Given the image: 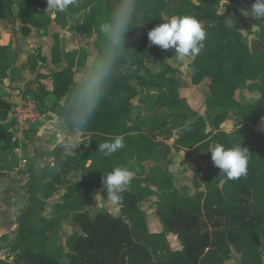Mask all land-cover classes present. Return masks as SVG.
<instances>
[{
  "label": "trees",
  "instance_id": "16d2710c",
  "mask_svg": "<svg viewBox=\"0 0 264 264\" xmlns=\"http://www.w3.org/2000/svg\"><path fill=\"white\" fill-rule=\"evenodd\" d=\"M75 1L69 10L76 9ZM249 2L253 4L255 0H135L137 15L125 34L126 49L116 75L82 131L90 149L75 157L56 145L49 152L50 161L30 174L25 185L26 202L15 216L17 231L12 238L0 236L14 254L13 263L0 260V264H226L232 251L239 255L238 264H263L264 130L257 126L264 122V16L252 19L254 36L247 43L244 29L248 28L237 18V11ZM15 3L23 23L38 25L33 7L50 12L43 0H0V20ZM115 3L116 0H85L83 8L87 11L75 25L86 37H93L96 56L101 47L99 27ZM221 8H225V13L220 12ZM52 14L58 25L66 26L64 11ZM184 14L195 17L206 33L199 54L183 58L191 68L187 71L190 86L209 79L199 104L188 96L174 50L150 45L147 37L162 17ZM22 30L28 34V28ZM54 37L50 61L65 66L51 73L49 93L56 101L49 110L62 117L75 75V56L79 52L81 65L86 51L64 52L58 35ZM0 59H7L6 46L0 45ZM47 60L38 50L29 55L22 69L37 73ZM148 60L158 62L161 68L152 79L126 73L125 69L142 67ZM2 73L6 75V70ZM34 83H39L38 74H31L26 81L28 92ZM137 86L145 93L146 99L142 97L141 101H145L148 111L125 122L124 116L132 112L133 100L139 95ZM238 90L240 95L236 97ZM244 90L251 94L250 98L245 97ZM253 92L258 94L256 98ZM47 93L44 87L32 93L41 111L42 97ZM202 106L211 113L209 118L200 114ZM11 107L0 97V149L17 145L12 136L14 122L8 119ZM229 115L234 116L235 127L226 132L221 125ZM156 134L166 139L174 137L175 149L196 156L204 154L203 180L192 181V194L188 184L178 186L158 163L162 144L154 139ZM115 136L124 138V147L104 156L99 144ZM213 143L226 147L240 143L247 148V175L221 184L219 169L207 152ZM148 162L151 164L146 166ZM116 166L133 173L129 186L120 194L121 200L116 202L119 216L111 217L102 210L91 215L88 204L93 195L109 200L106 191L100 189L102 177ZM3 170L0 163V176L4 175ZM74 171L80 172V178L68 180ZM61 186V202L51 207L53 214L46 217L44 229L34 227L32 219L45 211L48 200ZM152 199L159 230L151 229L141 208L142 202ZM68 218L78 231L66 238L64 251L57 230ZM170 236L177 239V247L170 242Z\"/></svg>",
  "mask_w": 264,
  "mask_h": 264
},
{
  "label": "rangeland",
  "instance_id": "374dc122",
  "mask_svg": "<svg viewBox=\"0 0 264 264\" xmlns=\"http://www.w3.org/2000/svg\"><path fill=\"white\" fill-rule=\"evenodd\" d=\"M47 2V0H43ZM85 0H76L75 1V10H69L68 8L64 11L66 15V26L62 27L61 25H58L55 22V15L47 12V11H42L38 7H33V13L34 17L38 22V25H32L30 23H23L21 22L19 18V8L17 4H13L11 7L10 11L12 16L14 17L15 22L12 24L8 20V18L5 16L4 19H1L0 23V29L8 30L12 36L15 38H20L24 39L26 38V47H28L27 50H31L32 52L36 51H41L43 52V49L45 50L48 49L49 52V58H50V52H51V47L55 41L56 35H58L61 44L63 47L67 48L69 52L72 50L79 51L80 49H84L86 51V59L84 60L83 64L80 65V62L78 61L79 57V52H77L75 59H76V65H75V75L76 73L86 64V61L88 63V60H92L97 52L95 50L94 44H93V37H86L84 34L80 33L79 30L75 28V25L80 22L83 18V15L87 11V9L83 8V3ZM251 6L252 3L249 2L245 6L238 7L237 11V18L241 20V23L245 25L248 30L244 29L245 33V38L244 40L247 43L251 42V39L253 38V30H255V26L252 23V19L256 18L257 16L254 13H250L251 11ZM9 10V9H6ZM220 12L223 14L225 13V8H221ZM233 14H229L228 16H232ZM28 28V34H24L22 28ZM251 30V32H250ZM247 31V32H246ZM13 37V38H14ZM14 38V40H15ZM7 42V41H6ZM42 49V50H41ZM6 51H7V59L6 60H1L0 59V97L4 96L5 94L13 93V91H17V93L14 92L16 96H24L27 101H32L35 102L37 101L35 97L33 96L32 93L39 92L41 87L48 86L50 84V73L58 66L53 65L50 61L48 63H43L40 65L39 69V83L35 84L31 87V92H28V90H25L24 87L21 85V87H14L12 83L9 82V77L11 75L10 70L12 69V66L14 63H16V56L17 53L13 51L9 46H6ZM27 52V51H26ZM28 58V57H27ZM175 63L180 70V78L184 84H186L188 88V96L190 95L191 97L194 98L200 103L202 96L204 93L207 92V86L209 79H204L202 82H200L196 86H190L189 85V76L188 72L189 71V61L183 58H179L177 55H174ZM6 70V75L2 73V70ZM160 66L158 62L154 60H148L144 63L142 67H130L127 70L125 69L126 73L128 74H135L137 76H145L146 78H153L152 76L156 75L159 70ZM150 73V74H149ZM139 74V75H138ZM137 84L135 83V86ZM138 88V96L133 100L134 106L132 109V112L128 114L124 120L125 122H130L133 121L136 118L137 114H142L147 112L148 106L147 104L141 101L142 97L143 99H146L145 93L142 91V87L137 86ZM10 90V92L8 91ZM239 90L236 93V97H238ZM144 94V95H143ZM245 97L248 99L251 97V94L248 93L246 90H244ZM253 98H256L258 94L256 92H253L252 94ZM18 102H13L12 105L19 103ZM39 102V101H38ZM11 110V108H10ZM9 110V112H10ZM201 114H203L206 118L210 117V114L205 110L204 106L200 107ZM39 114H41V109L38 108ZM9 115V114H8ZM46 120L51 119L50 116L46 115L45 116ZM62 120V119H61ZM55 126L63 132L62 136H56V131L54 132L51 127L48 126V129L45 128L46 131L52 132L49 133L48 135H44L43 142L50 144L54 143L55 140L61 139L62 144H68L69 146L72 145L76 146L75 149H72L71 146V152L75 150V152H78V155L80 156L84 151L89 150L90 146H88L87 142V135L81 134L79 136L76 135L75 132H72L68 130L67 125L61 121L59 123H55ZM235 127V119L233 115H229L225 122L221 125V129L226 131V132H231L234 130ZM258 129L264 130V122H260V124L257 126ZM206 130H210L209 127H206ZM32 131H29L28 134L26 135V130L24 131V140L22 142L23 149H26V146H30L29 142H26V137L31 136ZM59 133V132H58ZM75 136V140L73 142H69L70 139H68L67 136ZM74 138V137H73ZM162 136L156 134L154 135V139L156 141H159L162 144L161 140ZM169 144V143H168ZM64 145V146H65ZM170 147V145H168ZM67 152V151H66ZM163 152L161 151V154L163 156ZM178 151L175 152V154L172 157L168 156H161V161L163 167L173 176L176 184L179 186L181 185V182L188 184L189 187V193L192 194L193 192V186H192V181L195 179L199 182H202V174L204 171V166H205V159H204V154L197 155L195 158V161H190L186 162L184 158H186L185 153H183V156L180 155V153H177ZM0 162L4 164L6 169L9 171L13 167L11 164L8 162L0 159ZM26 166L22 167L25 168ZM24 174L26 173V169H21ZM76 173V174H74ZM3 174L7 175V172H4ZM9 174V173H8ZM71 174V180L77 179L79 177L78 172H72ZM182 180V181H181ZM62 188V187H61ZM9 202L12 204L14 207V212H18V210L25 204L26 202V197H25V184H21L19 187H16L11 194L9 195ZM89 206V205H88ZM100 207L97 206L98 209L93 208H88V212L91 215H94L96 211H104V206L105 205H99ZM154 199L152 200H147L141 203V208L144 212H146L148 222L150 224V227L152 230L156 229L159 230V225H157L158 221L156 218V215L154 213ZM12 208V207H10ZM110 210H113L111 208ZM44 221H46V216L43 217H38L36 219V222H34V226L36 228H43ZM170 242L174 247L178 246V241L174 236L169 237ZM262 252H263V264H264V247H262ZM239 258V255L235 252L232 251V256L231 259L226 263V264H238L237 260Z\"/></svg>",
  "mask_w": 264,
  "mask_h": 264
},
{
  "label": "clouds",
  "instance_id": "9594fccd",
  "mask_svg": "<svg viewBox=\"0 0 264 264\" xmlns=\"http://www.w3.org/2000/svg\"><path fill=\"white\" fill-rule=\"evenodd\" d=\"M72 3L73 0H47L46 7L51 13L63 12ZM250 13L264 16V0H255ZM136 15L135 0H116L108 18L99 27V54L74 76L65 98L61 119L77 136L86 128L116 75L117 65L126 49L125 34L133 27ZM161 20V23L147 32L150 45H157L164 50L173 49L179 58L199 54L206 33L195 17L187 14L172 15L162 17ZM123 147L122 136H115L98 146L104 156H111ZM207 152L210 153L213 165L219 169L221 184L247 175L249 152L240 143L231 147L213 143L209 145ZM132 179L131 171L116 166L103 174L100 189L106 191L110 201L119 202L120 194L127 189ZM94 199L96 203V197Z\"/></svg>",
  "mask_w": 264,
  "mask_h": 264
},
{
  "label": "crops",
  "instance_id": "0c3cea01",
  "mask_svg": "<svg viewBox=\"0 0 264 264\" xmlns=\"http://www.w3.org/2000/svg\"><path fill=\"white\" fill-rule=\"evenodd\" d=\"M10 13H11V11H10ZM0 23H1V21H0ZM13 37L14 36H12V34H10V32L8 30H4V29L1 30L0 29V45L1 46H9L11 49H13L14 52L17 53V56H16L17 61L12 66V69H14V71H12V72L10 71L11 75L9 77V82L12 83L14 85V87H21V85H22L24 87V89L26 90L25 83L27 80L30 79L31 74L32 75L38 74L39 77H40V74H39V70L37 71V73L36 72L30 73L29 71L22 69V65L26 63L27 57H29V55L32 54L33 52H32V49L27 50L28 47H26V43H27L26 38H24V39L19 38L18 39V38L14 37L15 38V40H14ZM61 47H62V50L64 52H69V50L67 48H65V46L63 47L62 44H61ZM42 55H44L48 59L46 62V63H48L50 61L48 49L45 50V48H44ZM50 57H51V52H50ZM90 61L91 60H88V62H90ZM86 63H87V61H86ZM56 66H58V68H56V70H58L60 67L65 66V63L60 64V65H56ZM56 70H54V71H56ZM51 73H50V76H51ZM35 84H37V83L32 84V86ZM44 89L46 91H48V93L44 97H42L41 106L43 107V111H41V114L36 121H33V122H30L29 124H26V126H28V128H26V135L28 134L29 131H32V133H31L32 135L26 137V142H29L31 148L29 146H26V149L25 150L23 149L22 142L25 141L24 140L25 136H24V131H23L22 138L14 140L17 143L16 147H14L12 149H4V148L0 149V159L8 162L9 164H11L13 166L11 168V170L8 171L6 169V167L4 166V164L0 162L4 166L3 172H7V175L4 174V175L0 176V236L8 235L9 238H12L15 235L17 228H18L16 219H15L16 212H14V207L9 202V195L11 194V192L16 187L20 186V183L26 185V183L29 180L30 174L33 172H38L41 168H43L50 161L49 152L53 149V147L56 145L63 146L65 151H67V153H69L75 157H79L78 152H75V150H73V152H71V148L75 149L76 146L72 147V145H70L71 146V148H70V146L68 144H66V145L62 144L61 139L55 140L54 143H50V144L43 142L42 137H44V135H48L49 133H52V132L45 130V128L48 129V126L51 127L52 129H54L53 130L54 132L56 131V133H57L56 136H58V135L62 136V134H63L61 129H59L55 126V123H59L62 121L61 117H57L56 115L51 113L49 110V107L56 101V98L54 97V95L49 93V91H51V89H52L51 78H50V84L48 86L47 85L44 86ZM8 91L10 92V90H8ZM14 92L17 93V91H13V93L11 92L9 94H5L4 96H2V98L7 100L8 102H10L11 104L13 102H18V101H20L19 103L32 102L31 100L26 102V98L24 96H16L14 94ZM33 103L36 104L38 108H40L37 103H35V102H33ZM8 114H9L8 119H11V111ZM200 114H201V112H200ZM46 115L50 116L51 119L46 120L45 119ZM125 117L126 116H124V118ZM75 136L76 135L67 136L68 139H70L69 142H73L75 140ZM161 140H162V145L160 146V151H164L163 156L169 155V157H172L175 154V152L178 151L177 153H180V155H182V156H183V153H185L186 158H184V160H186V162H190V161H187V159L191 160V161H195L196 155H194L193 152L187 153L185 150L175 149L174 143H173L174 137L170 138V139L161 138ZM168 145H170V147H168ZM163 156H162V158H163ZM158 163L160 165H162L161 159ZM148 164H151V162L145 163L146 166ZM24 166H26V167L22 168ZM204 168H205V166H204ZM21 169H26V173L24 174L23 172H20V171H22ZM74 172H78L79 177L77 179L71 180L72 177H71V174H69L67 176L68 180L77 181L80 178V172L79 171H74ZM74 174H76V173H74ZM61 187L48 200L47 208L38 217H43V216L48 217L49 215L53 214L51 207L61 202V199H62V196L64 193V187L63 186H61ZM94 197H96V199H97L96 203H95ZM102 204L105 205L104 211H106L109 216H111V217L119 216V214H120L119 213V206L117 205V203L112 202L110 200H103L101 198L100 194L93 195V197L91 198V200L88 204L89 205L88 208L94 207V209H98L97 206L100 207L99 205H102ZM10 207H12V208H10ZM111 208H113V210H110ZM38 217H35L32 219L33 225H34V222H36V219ZM45 223H46V221H44V224L42 225L43 228L39 227L38 229L43 230L45 227ZM74 231H78V228L73 224V222L70 218L62 221L60 228L57 230L58 238H59V244L62 246L64 251H66L65 240ZM13 259H14V254L10 251L9 247L7 246V242L0 239V260H5L7 263H13Z\"/></svg>",
  "mask_w": 264,
  "mask_h": 264
},
{
  "label": "built area",
  "instance_id": "2783aa9c",
  "mask_svg": "<svg viewBox=\"0 0 264 264\" xmlns=\"http://www.w3.org/2000/svg\"><path fill=\"white\" fill-rule=\"evenodd\" d=\"M11 119L14 122L12 130L13 140L20 139L23 136V131L28 128L26 124L36 121L40 114L38 107L33 102L16 103L11 107Z\"/></svg>",
  "mask_w": 264,
  "mask_h": 264
},
{
  "label": "water",
  "instance_id": "95a60500",
  "mask_svg": "<svg viewBox=\"0 0 264 264\" xmlns=\"http://www.w3.org/2000/svg\"><path fill=\"white\" fill-rule=\"evenodd\" d=\"M6 17L10 20V22L13 24L14 22H15V20H14V17L12 16V14L10 13V11L9 10H6ZM191 70V68H189V71ZM151 254H152V252H151Z\"/></svg>",
  "mask_w": 264,
  "mask_h": 264
}]
</instances>
